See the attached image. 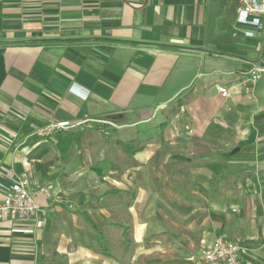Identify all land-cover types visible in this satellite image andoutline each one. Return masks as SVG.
Segmentation results:
<instances>
[{
    "label": "crops",
    "instance_id": "crops-1",
    "mask_svg": "<svg viewBox=\"0 0 264 264\" xmlns=\"http://www.w3.org/2000/svg\"><path fill=\"white\" fill-rule=\"evenodd\" d=\"M233 1L219 30L214 0H0V202L26 173L43 223H1L0 264H195L217 237L264 264V17ZM85 117L118 129L37 134Z\"/></svg>",
    "mask_w": 264,
    "mask_h": 264
},
{
    "label": "built area",
    "instance_id": "built-area-1",
    "mask_svg": "<svg viewBox=\"0 0 264 264\" xmlns=\"http://www.w3.org/2000/svg\"><path fill=\"white\" fill-rule=\"evenodd\" d=\"M264 17V0H238L236 10V25L239 27H259L261 18ZM252 35L246 33L245 35ZM264 72V68L242 74L243 83H254L258 78L259 72ZM246 93L250 92L249 87L244 88ZM221 97L229 96L225 88L217 89ZM118 126L114 120L109 119H91L83 118L69 124L54 123L46 126L37 132L38 136L47 134H56L70 130L97 132L103 135H109L111 130ZM191 133V131H188ZM50 186L42 187L38 190L41 195L46 196ZM40 212V206L32 198L28 189V177L26 173L20 175L16 182L6 190L3 199L0 202V224L8 222L12 224L27 223L36 219ZM43 223L39 220L34 221L31 229H14L13 232L24 234H33L42 229ZM201 255L200 264H240L247 255V250L238 242L229 241L223 237H217L208 241L203 238L199 242Z\"/></svg>",
    "mask_w": 264,
    "mask_h": 264
},
{
    "label": "rangeland",
    "instance_id": "rangeland-1",
    "mask_svg": "<svg viewBox=\"0 0 264 264\" xmlns=\"http://www.w3.org/2000/svg\"><path fill=\"white\" fill-rule=\"evenodd\" d=\"M235 2L233 1H230L228 3H226L225 5L222 4V6L220 4H218V2L214 0L213 4H212V10L214 11H217L219 12V16L216 17V24H217V27L219 30H221V26L223 24H226V25H229L231 26V24L233 23L234 21V16H235ZM214 8V9H213ZM118 129V128H117ZM117 129H114V130H117ZM101 136L103 137H107L108 135H103V134H100ZM109 135H110V132H109ZM106 235V234H105ZM91 236H94L93 233H87L85 234L83 240H86V242L88 243V246H91L92 249H93V255L96 254V251L99 252V243L95 241V239ZM114 236H117L114 234ZM108 237V236H106ZM112 237V236H111ZM203 239V238H201ZM200 239V240H201ZM206 239V238H205ZM133 240V239H132ZM199 240V242H200ZM208 240V239H207ZM210 241V240H208ZM109 243H112L114 249L112 248L111 252L114 253L117 257H119L121 255V250L123 248V245L125 243H123L120 239H118V236L117 237H112L111 239L108 237L105 239V242L103 243L104 246H106V248L109 247ZM200 246V245H199ZM149 247L147 246L145 249H148ZM129 249H130V252L132 253V258H135L137 255H135L136 253V250H137V246L134 245L131 241H129ZM99 255V254H98ZM201 255V250H200V254H199V257ZM166 264H194L192 260H188V259H184L183 262H175L174 263H166ZM195 264H200L199 263V258H198V261L197 263Z\"/></svg>",
    "mask_w": 264,
    "mask_h": 264
},
{
    "label": "trees",
    "instance_id": "trees-1",
    "mask_svg": "<svg viewBox=\"0 0 264 264\" xmlns=\"http://www.w3.org/2000/svg\"><path fill=\"white\" fill-rule=\"evenodd\" d=\"M216 1L218 2V4H220L222 6V4L225 5L226 3H228V2H230L232 0H216ZM219 15H220L219 12L214 11V10H211V12H210V14L208 16V24H209L210 28H212L214 26V24H215V22H214L215 21V18L218 17ZM223 27H225L226 29L230 30L229 26L226 25V24L223 25ZM124 150H126V146L124 147ZM131 152L133 153L134 150H131Z\"/></svg>",
    "mask_w": 264,
    "mask_h": 264
}]
</instances>
